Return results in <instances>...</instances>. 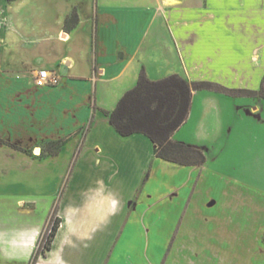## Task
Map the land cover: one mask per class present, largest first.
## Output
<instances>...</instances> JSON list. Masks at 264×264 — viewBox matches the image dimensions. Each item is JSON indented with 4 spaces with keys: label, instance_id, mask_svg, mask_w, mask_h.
I'll list each match as a JSON object with an SVG mask.
<instances>
[{
    "label": "crops",
    "instance_id": "0c3cea01",
    "mask_svg": "<svg viewBox=\"0 0 264 264\" xmlns=\"http://www.w3.org/2000/svg\"><path fill=\"white\" fill-rule=\"evenodd\" d=\"M65 1L55 14L37 9L36 0H0V139L14 145L0 142V155L25 166L41 162L43 145L66 139L49 160L61 161L82 141L88 162L104 159L110 168L98 191L105 197L88 209L104 216L89 234L98 256L84 264L129 257L161 264L166 253L164 264H264V187L233 186L212 165L229 144L264 145V98L193 91L189 117L172 138L201 150V166L159 158L146 135L121 136L108 115L143 71L154 81L180 75L258 91L264 0H97L88 17L85 1ZM73 13L79 21L68 30ZM41 70L60 83L39 87ZM195 114L194 140L179 138ZM68 197L58 208L63 230L78 211Z\"/></svg>",
    "mask_w": 264,
    "mask_h": 264
},
{
    "label": "rangeland",
    "instance_id": "374dc122",
    "mask_svg": "<svg viewBox=\"0 0 264 264\" xmlns=\"http://www.w3.org/2000/svg\"><path fill=\"white\" fill-rule=\"evenodd\" d=\"M36 1L39 5L37 9L42 11L57 14V11L60 13L62 9L57 6L59 3L61 5L63 0H53L56 1L53 5L51 0ZM83 1L86 3L83 11L88 17V13L93 14L96 10L97 0ZM86 26H89L88 22ZM81 34L83 37H89V34ZM196 119L195 114L192 122L182 130L179 138L194 140L195 124L192 123ZM89 130L87 126L82 133L80 131V135H88ZM220 142L226 144L225 139ZM256 145L245 140L229 144L223 156L212 164L213 169L228 175L234 183L233 186H237L240 182L245 186L264 187V163H262L264 152L261 154L264 145L260 141ZM52 149L50 145H43L41 162L34 161L25 166L0 155V264H84V260L98 256L95 252L98 242L93 243L89 239V234L104 216L100 217L94 210L90 212L88 209L105 197L98 191L99 177H102L110 167L107 168L108 165L103 158L88 162L84 157L83 141L77 145L72 154L66 153L61 161L47 158ZM57 155H49V157ZM120 164L127 171L131 170L129 163ZM148 175L146 174L145 178ZM133 177L134 172L127 174L126 182L130 188L133 187ZM105 194L109 200L110 194L107 192ZM67 195L68 204L78 207V211L75 222L66 224L63 230V220L58 208ZM104 202H107L106 198ZM57 219L60 220L58 236L56 235L51 250L46 251L51 224L57 222ZM96 239H101V235L98 234ZM174 239L172 238L169 244V250ZM167 255L168 253L161 264H164ZM124 263L133 264L130 257L124 259Z\"/></svg>",
    "mask_w": 264,
    "mask_h": 264
},
{
    "label": "trees",
    "instance_id": "16d2710c",
    "mask_svg": "<svg viewBox=\"0 0 264 264\" xmlns=\"http://www.w3.org/2000/svg\"><path fill=\"white\" fill-rule=\"evenodd\" d=\"M78 21L77 14L73 13L66 19V29L76 26ZM201 89H216L234 96L264 98V79L258 91L229 90L210 82H189L180 75L154 81L143 71L137 85L126 92L114 111L108 114L110 123L123 137L146 135L155 145L159 158L185 166L204 165L206 156L201 150L172 138L189 117L193 91ZM0 142L14 146L2 139ZM65 143L66 140L47 143L53 148L48 155H57ZM59 224L58 219L51 224L46 251L51 250Z\"/></svg>",
    "mask_w": 264,
    "mask_h": 264
},
{
    "label": "built area",
    "instance_id": "2783aa9c",
    "mask_svg": "<svg viewBox=\"0 0 264 264\" xmlns=\"http://www.w3.org/2000/svg\"><path fill=\"white\" fill-rule=\"evenodd\" d=\"M60 83V78L56 74H52L49 70L39 71L36 77V84L39 87L55 86Z\"/></svg>",
    "mask_w": 264,
    "mask_h": 264
}]
</instances>
